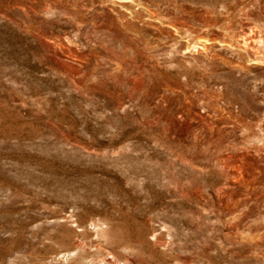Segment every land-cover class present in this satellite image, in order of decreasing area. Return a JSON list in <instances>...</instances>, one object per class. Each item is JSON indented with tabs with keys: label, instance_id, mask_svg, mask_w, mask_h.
<instances>
[{
	"label": "rangeland",
	"instance_id": "obj_1",
	"mask_svg": "<svg viewBox=\"0 0 264 264\" xmlns=\"http://www.w3.org/2000/svg\"><path fill=\"white\" fill-rule=\"evenodd\" d=\"M0 264H264V0H0Z\"/></svg>",
	"mask_w": 264,
	"mask_h": 264
}]
</instances>
